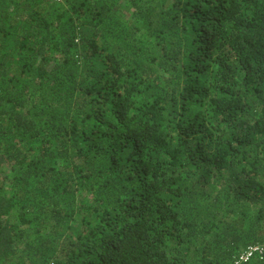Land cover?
Returning <instances> with one entry per match:
<instances>
[{"label": "trees", "instance_id": "16d2710c", "mask_svg": "<svg viewBox=\"0 0 264 264\" xmlns=\"http://www.w3.org/2000/svg\"><path fill=\"white\" fill-rule=\"evenodd\" d=\"M263 240L264 0H0V264Z\"/></svg>", "mask_w": 264, "mask_h": 264}, {"label": "built area", "instance_id": "2783aa9c", "mask_svg": "<svg viewBox=\"0 0 264 264\" xmlns=\"http://www.w3.org/2000/svg\"><path fill=\"white\" fill-rule=\"evenodd\" d=\"M61 1V0H53ZM264 254V240L247 245L234 259L232 264H248L252 258H262Z\"/></svg>", "mask_w": 264, "mask_h": 264}]
</instances>
